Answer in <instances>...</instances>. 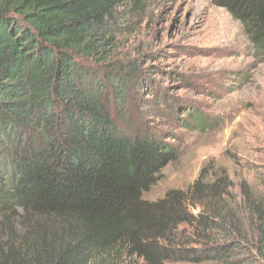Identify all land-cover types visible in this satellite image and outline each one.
Listing matches in <instances>:
<instances>
[{"label": "trees", "instance_id": "trees-1", "mask_svg": "<svg viewBox=\"0 0 264 264\" xmlns=\"http://www.w3.org/2000/svg\"><path fill=\"white\" fill-rule=\"evenodd\" d=\"M210 1L264 57V0ZM123 3L0 0V264H264L248 181L203 170L145 199L177 152L128 128L141 77L117 56L149 6Z\"/></svg>", "mask_w": 264, "mask_h": 264}, {"label": "rangeland", "instance_id": "rangeland-1", "mask_svg": "<svg viewBox=\"0 0 264 264\" xmlns=\"http://www.w3.org/2000/svg\"><path fill=\"white\" fill-rule=\"evenodd\" d=\"M144 1L146 14L125 20L134 30L117 56L137 65L141 85L127 87L133 105L121 107L131 132L155 135L177 152L145 199L187 190L203 170L212 180L227 173L236 192L243 181L264 192V57L210 0ZM131 3L119 12L129 13Z\"/></svg>", "mask_w": 264, "mask_h": 264}]
</instances>
